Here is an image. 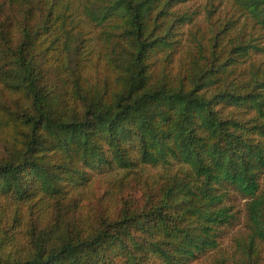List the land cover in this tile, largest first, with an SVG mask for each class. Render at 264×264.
<instances>
[{
	"label": "trees",
	"instance_id": "obj_1",
	"mask_svg": "<svg viewBox=\"0 0 264 264\" xmlns=\"http://www.w3.org/2000/svg\"><path fill=\"white\" fill-rule=\"evenodd\" d=\"M0 264H264V0H0Z\"/></svg>",
	"mask_w": 264,
	"mask_h": 264
}]
</instances>
